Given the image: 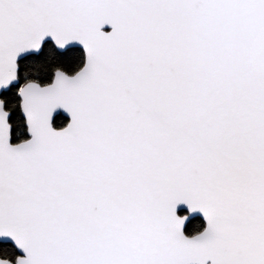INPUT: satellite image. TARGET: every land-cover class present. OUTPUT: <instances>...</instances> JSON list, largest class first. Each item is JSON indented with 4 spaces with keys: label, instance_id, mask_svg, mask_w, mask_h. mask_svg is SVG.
Listing matches in <instances>:
<instances>
[{
    "label": "snow or ice",
    "instance_id": "snow-or-ice-1",
    "mask_svg": "<svg viewBox=\"0 0 264 264\" xmlns=\"http://www.w3.org/2000/svg\"><path fill=\"white\" fill-rule=\"evenodd\" d=\"M0 264H264V0H0Z\"/></svg>",
    "mask_w": 264,
    "mask_h": 264
}]
</instances>
